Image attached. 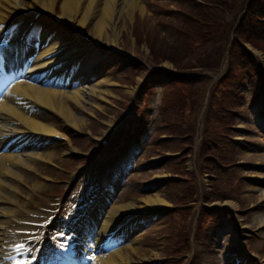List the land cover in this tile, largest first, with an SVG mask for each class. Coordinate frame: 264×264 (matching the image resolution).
<instances>
[{
	"label": "rangeland",
	"instance_id": "1",
	"mask_svg": "<svg viewBox=\"0 0 264 264\" xmlns=\"http://www.w3.org/2000/svg\"><path fill=\"white\" fill-rule=\"evenodd\" d=\"M62 1L63 0H59V4H55L54 7V9L56 8L58 10L57 13L59 14ZM102 1L103 0H96L100 9L95 19L89 22L87 30L90 34L94 32V22L103 15ZM243 1L244 7L238 5V7L235 8L236 19L233 25L225 28L226 31H229L228 40H233V31L239 25L242 15H245V7L250 0ZM182 2L183 1H177L179 5H181ZM228 2L234 6V0H228ZM21 3V9H15L14 13H7V20H13L12 18H14L15 12L16 14L22 13V11L26 14L25 10L33 14L36 12L37 9L35 5L30 1L25 3V1L22 0ZM123 3L124 0L116 1L112 20L113 27L111 26L108 28L105 38L102 37L99 39L107 45H112L113 38H117L119 45L123 49L136 52L143 55L144 59L149 60H151V56H155L154 52L165 55L167 53H177L178 48L176 40L169 37L171 33L176 32L173 28L176 17H173L165 11V9H175L173 0H138L139 6H142L145 10L144 15L140 13V10L131 12L129 9L126 12ZM135 22L136 30L133 32ZM123 27L124 30L122 31ZM49 28L53 31V36L58 33V36L72 43L69 49L82 46L78 36L72 34L68 28L61 26L55 30L52 25L49 26ZM119 28H122L121 31H119ZM155 34V39H150L149 43L147 41L143 42L145 36L150 35L153 37ZM106 38H110L111 41L109 42ZM140 38H142V43L140 42ZM212 54L213 50L208 54L202 55L200 60H204ZM254 54L259 57L257 59L253 56L257 68L259 69L262 65L263 69L264 59L262 54L257 52H254ZM239 58L241 61L247 62V59L243 55H239ZM81 61L82 68L87 69V76L83 84H87L89 83L88 80H91V84L97 83L96 86L99 85L98 89L102 93L104 90L108 91V93L103 94L104 99L98 98L99 96H97L98 100H95L97 105L88 100L83 107L75 108L73 105L71 106L74 112L86 121L83 124L85 125L83 129L92 131L96 136H101L109 129V124L111 122L121 117V113L126 108L127 102L130 101L132 96L136 95L135 91L137 87L143 86V80L150 77L148 74L153 71V67L150 65L148 68H143L137 73L129 66V62L117 57H111L107 62L100 65V55L97 53H87L81 57ZM226 61H228L227 58L223 60L225 63L222 62L223 64L218 70H216L214 66H209L191 73L210 74L212 79V82L206 87V83L202 85L205 89L200 98V100H202L199 110L200 113L195 120V141H197L196 143H201L203 136H207L209 134L208 131L211 130L220 139L216 140L226 145V149L219 148V146H221L219 142L213 147L216 148L217 151L228 152L229 155H236L238 161L242 164L241 168L236 173L241 175V183L237 185V195L232 200L225 202L216 201L212 204H206L201 200L200 190L204 187L208 196H211L213 193L211 191L213 183L209 182L211 176L202 170V157L201 153L198 152L199 150L188 153V155L185 153L186 157L178 158L175 164L171 163L169 160L163 161L160 164H153L154 162H152V160L150 162H145V155H143L138 159L137 164L128 177H126V173L124 172L119 174L118 170L114 171L112 181L115 177L120 179V187L113 203L115 206L120 205L117 202L123 197H126L123 201L124 204H129L131 201H134L132 203L135 205H144L148 197L157 194L168 204L174 206L175 201L178 199V191L176 185L170 183L171 180L163 183L160 182L156 186H149L147 189H144V185L151 181H162L161 179L168 178L171 176L173 170H183L185 173H191L193 175L192 177H194V179L190 181L191 187L183 190L181 193L183 196H188L192 200V204L188 206L191 207L192 214L187 218L186 225L184 223L182 224L183 211L189 215L187 211L190 210V208H181L180 213L174 210L171 213L164 212L153 214L149 218L139 221V230L134 232L131 236V240L137 242L135 247L140 252L138 255L140 257L136 259L137 261L155 259L164 262L165 259L170 257L173 251L169 244L172 242L174 222L177 223L179 221L181 226H184V235L187 232H191L192 234L194 227L198 225V216H204L202 210L206 205L215 207V209L229 205L238 207V209H235L238 216L237 219H235L236 215H230V211L226 210V213L221 214L222 217L207 218V222L212 223V225L206 231V237L203 238L201 236L202 238L200 237L201 239L199 238V242H197V252L194 251L195 254H197V264H234L231 252H234L235 248H237L235 237L237 236L239 227H241L240 223L243 222L250 228L264 226V107L263 105L259 106V101H257L258 96H256L255 91L257 78L255 73L247 66L245 73L237 82L234 104L238 110L236 113L234 130H230L231 132L229 133L232 138L229 140L221 137V133L225 131L218 130V126L221 128H224V126L219 123L220 120L214 116V113L219 106L225 105L221 100V93L229 90L232 84L230 72H228V77H223V73L229 71ZM261 61H263V64H261ZM184 63H187V60H185ZM194 63L199 64L200 61H195ZM165 64L168 65L163 67L167 69H171L173 66L168 62ZM262 78H264V75ZM105 79L110 80V82H106ZM100 82H102V84ZM161 90L162 88L159 85H146L144 93L139 98V104L137 103L136 105V107L138 105L141 107L142 117H155L158 121L155 124L154 134L149 140V146L155 145V147H159L160 151L164 150V153L156 155L160 157L164 155L169 156L172 153H181L176 146H173L168 136L164 139L165 132H163L164 135L160 139H157L159 129L164 130V125L162 124L163 109L161 104ZM135 98H137V95ZM155 106L157 109L153 108ZM79 109H87V113L90 114L85 115ZM47 116L50 120L53 119L50 115ZM75 144L79 149L85 152L95 146V144L89 142V140L80 138L75 139ZM78 148L76 149L77 151H79ZM50 150L53 151L52 149ZM65 154L66 152L59 154V157L62 159L59 158V160L56 161H37L35 164V172L26 177L28 186L33 187L36 184L43 186V193H46V191L58 192L59 189L63 187L61 182L68 179L70 173L85 162L82 159H76L75 162L71 163V160L74 159V156L71 155L72 153H69L67 160L63 161ZM44 157L47 158L48 156L46 155ZM213 175L212 171V176ZM44 177L49 179V181H45L44 183ZM247 177H251V180H246L245 178ZM197 185L198 189H196ZM140 191L142 196L138 198L137 194ZM225 193L231 197L235 195L231 188H226ZM127 198L132 200H127ZM241 206L245 207V209H242ZM112 207L113 206H110L108 209ZM194 209L196 210L193 214ZM211 212L212 211H210V213ZM188 222H193V227L190 228ZM199 235H201V233H199ZM260 235L263 239H259V242H248L256 251H260V248L262 246L264 247V231L261 232ZM122 248L125 252L127 251L125 245ZM183 250L185 253L187 248ZM190 257H193L190 253L185 256L183 255V259H188L185 261L186 263L190 261ZM147 261L145 262L147 263Z\"/></svg>",
	"mask_w": 264,
	"mask_h": 264
},
{
	"label": "bare ground",
	"instance_id": "2",
	"mask_svg": "<svg viewBox=\"0 0 264 264\" xmlns=\"http://www.w3.org/2000/svg\"><path fill=\"white\" fill-rule=\"evenodd\" d=\"M24 1L25 3L29 2L28 0ZM116 1L117 0L102 1L103 15L100 19L94 22V32H91L94 37H106L108 28L112 26ZM21 2L22 0H0V24H4L7 20V12H14L15 9L22 8ZM35 2H38L40 5L42 4L41 6L43 9L50 13H54L55 4H59V0H33L31 3ZM97 3L96 0H63L60 6V17L62 19H70L74 23L76 20L81 28L88 27L89 22L95 19L97 12L100 9ZM123 5L126 12L129 9L131 12L140 10V13L144 15L145 10L142 6H139L138 0H124ZM121 29L122 28H119V31H121ZM123 30L124 27L122 31ZM1 35L2 32L0 30V36ZM51 37L53 39H51ZM106 39L109 42L111 41L110 38ZM113 40L112 42L114 43L115 40ZM63 46L64 42L60 43V38L52 36L50 31H42L40 38H34L31 42L26 56L28 61L31 62L33 59L34 62L32 63L28 74L34 75L35 78H39V75L43 74V78L40 85L33 86L32 84H29V89L31 91L27 90L25 87H18L19 85H17L14 87L12 96L9 99L5 96L0 100V149L5 142L13 139L19 133H29L31 131L50 134L56 133V131L53 130L55 127L53 123H41L43 127H34L33 120L28 118L26 115H19L18 118H16L15 109H17L20 102L25 103L27 106H33L34 108H37L40 105L43 108L52 110L59 115L62 113L68 121L81 128V126H85L83 124L86 121L74 112L71 105L75 108L83 107L88 100L97 105V102H95V100H97V96H99L98 98L104 99L103 94L108 93L106 90L102 93L98 89L99 85L96 87H86L85 89L76 87L74 90H69L70 92L66 90L61 91L60 89L51 90L50 88L45 87L47 84H51L53 82L57 83L60 80L63 71L68 69L70 64L80 58L76 52H74L76 55H71L68 58V55L72 52L70 51L53 59V56L57 52H60ZM61 62L62 64L60 65L59 63ZM63 62L66 63L63 64ZM86 73L87 71L83 73V76H85ZM81 74L82 71L79 75ZM105 81L110 82V80L107 79H105ZM102 82L100 83L102 84ZM79 110L84 114L87 112V109ZM16 145L17 144H15V146ZM24 156L26 159L22 157L20 158L18 154L11 153V151L0 154V227L5 225L6 228H8V226L13 223L12 218H17L18 215L23 212V210L16 207L17 203L20 202L21 205H27V201H25V197L22 193L25 189L28 191L31 189H29V186L25 183L26 172L24 173L23 170H26L29 167L30 164L27 161L31 160L32 156ZM111 184H114V187H116L119 185V182ZM33 188V193L40 190V186L38 185L33 186ZM111 195L112 191L109 189L102 191V199L100 197L99 200L103 202L102 210H104L105 215L103 216L102 221L98 218H94V225L95 228H98V230L90 234L88 246L99 248L105 241L104 238L106 239L111 232L115 231L118 226L122 225L124 226L123 230L127 235L124 232H121L114 241H120V244L124 241L123 243H126L125 245L127 247V251L125 252L123 249L118 250L117 248H112L105 257H97L94 264L142 263V260H136L140 257L138 256L140 253L139 250L134 247L136 241L128 242L130 226L133 228L136 221H133L128 225L126 224V221L150 208L167 205L168 203L162 199L159 194H157L155 196L148 197L145 205H135L130 202L129 204L113 206L108 212L106 208L110 205ZM15 196L16 201H14L13 198ZM6 240L7 229L0 230V254L3 250L1 246ZM9 242H6L5 245ZM149 261H154V259Z\"/></svg>",
	"mask_w": 264,
	"mask_h": 264
},
{
	"label": "trees",
	"instance_id": "3",
	"mask_svg": "<svg viewBox=\"0 0 264 264\" xmlns=\"http://www.w3.org/2000/svg\"><path fill=\"white\" fill-rule=\"evenodd\" d=\"M208 1L218 2L224 5L231 4L228 0ZM261 3L263 6H260ZM190 13L194 16L203 18L205 22H223L225 20V15L223 13L217 10L204 9L198 6L194 10H190ZM261 14H264V0H250L248 3V11L245 16V21L237 31V36L240 39L264 46V40L262 38V35L264 34V25L257 19L261 16ZM190 32L196 33L204 38V44L201 47L196 49L193 48L195 40L189 35ZM259 35L260 38L258 37ZM217 37H221L218 28L206 27L191 19H186L185 24L180 27L179 35L175 37L178 48L177 53H167L165 55L154 52L155 59L157 61L161 59H169L174 63L179 71H185L197 55H199L203 50H207L215 45L214 40L217 39ZM185 60H187V63H184ZM234 62L235 61L233 59V63ZM181 78L182 77L179 76L169 75L168 79H170V83L166 87V92L173 96H177V112L180 114L181 118L184 119L186 116L193 115L199 107L200 98L203 93L202 85L206 83V81L205 79H201L195 83L197 86L192 89V104L189 105L188 102L181 98V95H178L176 92Z\"/></svg>",
	"mask_w": 264,
	"mask_h": 264
},
{
	"label": "snow or ice",
	"instance_id": "4",
	"mask_svg": "<svg viewBox=\"0 0 264 264\" xmlns=\"http://www.w3.org/2000/svg\"><path fill=\"white\" fill-rule=\"evenodd\" d=\"M3 41L2 40H0V43H2Z\"/></svg>",
	"mask_w": 264,
	"mask_h": 264
}]
</instances>
